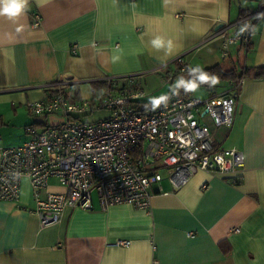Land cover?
Listing matches in <instances>:
<instances>
[{"label":"crops","instance_id":"crops-1","mask_svg":"<svg viewBox=\"0 0 264 264\" xmlns=\"http://www.w3.org/2000/svg\"><path fill=\"white\" fill-rule=\"evenodd\" d=\"M260 3L29 0L26 15L0 16V149L21 145L28 126L44 123L27 104L49 97L48 85L55 81H71L64 92L81 101L82 89L91 90L93 99L106 76L138 74L140 84L143 75L160 68L175 64L177 71L178 56L193 67L228 63L226 71L264 66V16L251 31L248 53L235 44L221 60L222 38L209 39L218 30L233 36L240 10L253 12ZM156 36L173 41L170 55L151 47ZM212 137L217 149L243 154L236 183L197 171L173 192L162 180L151 186L148 209H102L94 194L92 210L66 208L57 223L41 227L30 212L34 203L23 178L16 202L0 200V264H264V80H244L232 126L212 129ZM47 191L64 189L51 178Z\"/></svg>","mask_w":264,"mask_h":264},{"label":"built area","instance_id":"built-area-1","mask_svg":"<svg viewBox=\"0 0 264 264\" xmlns=\"http://www.w3.org/2000/svg\"><path fill=\"white\" fill-rule=\"evenodd\" d=\"M260 13H264V3L236 21L233 36H227L225 30L210 36L222 38L221 60L235 44L247 52L251 30L239 36L237 32L245 22L259 20ZM38 24L39 17L34 16L32 25ZM71 52L76 53L74 48ZM175 62L181 65L177 73H183V56ZM139 76L104 77L102 91L90 101H72L65 94L71 81L48 85L50 96L29 102L27 108L43 122L49 116L60 121L43 132L30 125L25 129L26 142L0 149V200L16 202L21 180L27 179L34 203L30 212L45 227L57 223L66 208L92 210L94 194L102 209L113 205L148 209L151 186L163 180L161 169L173 192L197 171L223 176L235 184L244 156L236 149H217L212 129L232 126L233 104L244 79L228 83L222 93L200 99L174 97L153 110L143 102ZM100 109L109 112L106 119L81 120ZM51 178L63 187L62 193L47 191Z\"/></svg>","mask_w":264,"mask_h":264},{"label":"clouds","instance_id":"clouds-1","mask_svg":"<svg viewBox=\"0 0 264 264\" xmlns=\"http://www.w3.org/2000/svg\"><path fill=\"white\" fill-rule=\"evenodd\" d=\"M38 4L40 0H37ZM29 10V0H0V16H7L10 20L26 15ZM264 16V13L258 14V18ZM254 31L255 28L250 23L245 22L239 27L237 36L248 32ZM151 47L157 51L163 50L165 55H170L173 50V41L166 40L162 36H156L150 40ZM114 59H119L115 57ZM188 78L181 75L174 84L171 86V92L173 95L178 94L180 89H183L185 93L196 92L201 85H208L210 88L215 87L219 83V77L206 71L200 66H188L187 67ZM169 99L168 95H161L159 97H150L148 103L152 109L155 110L161 104H166Z\"/></svg>","mask_w":264,"mask_h":264},{"label":"rangeland","instance_id":"rangeland-1","mask_svg":"<svg viewBox=\"0 0 264 264\" xmlns=\"http://www.w3.org/2000/svg\"><path fill=\"white\" fill-rule=\"evenodd\" d=\"M230 51V49H229ZM228 63L224 65L226 68ZM175 64H172V66H169V68L163 67L162 69H158L154 72H149L143 75L140 80V88L144 91L145 98L143 102H148L150 97H159L161 95H168L171 91V86L174 84L175 80L181 76H175L174 80H171L172 74L177 73L175 69ZM170 77V79H168ZM227 86V82H219L215 87H209L207 86H200V88L196 92H190V96L194 98H206L213 94H218L225 90V87ZM82 98L81 101H90L92 99L91 90H88L87 88L82 89ZM235 104V101H234ZM233 104V107H234ZM109 112L106 110H96L95 112L90 113L86 117H82L81 120L84 122H96L98 120H104L108 117ZM49 121V120H48ZM48 121L45 120L47 123ZM49 123H51L49 121ZM50 125V124H49ZM48 125V126H49ZM213 138V137H212ZM214 143V140H213ZM215 145V144H214ZM225 141L221 143V147H225ZM160 173L163 177V182L168 181L166 172L164 169L160 170ZM151 189V188H150ZM150 191V190H149Z\"/></svg>","mask_w":264,"mask_h":264},{"label":"trees","instance_id":"trees-1","mask_svg":"<svg viewBox=\"0 0 264 264\" xmlns=\"http://www.w3.org/2000/svg\"><path fill=\"white\" fill-rule=\"evenodd\" d=\"M252 12H244L242 10H240L239 12V17L238 19L244 18L247 15L251 14ZM258 22L257 21H253L251 23L252 26H255V24ZM252 48V45L249 43L247 46V53L250 51V49ZM184 65L186 66V69L183 73H175L172 76V80L174 79V77L177 75H183L185 76V78H188V74H187V67L188 65L184 63ZM177 71L179 70V68H181V65L177 63ZM206 71L215 74L219 77V82H227V83H232L237 81L238 79H244V80H264V66H259V67H251V68H242L241 70L237 71L235 69H230L227 70L222 67L221 64H217L214 65L212 67L209 68H204ZM201 86H207V85H201ZM74 92V91H73ZM75 93V92H74ZM66 94V92H65ZM169 99L174 98V97H182V98H190V92L185 93L183 89L179 90L178 94L173 95L172 92L170 91V93L168 94ZM238 97H236L235 102L237 101ZM32 125H38L41 128H46L48 126V124L46 122L44 123H39V124H32ZM224 244H221V247L223 249Z\"/></svg>","mask_w":264,"mask_h":264}]
</instances>
